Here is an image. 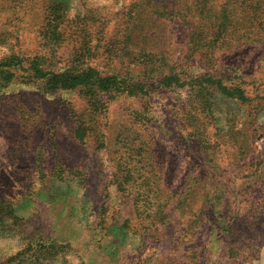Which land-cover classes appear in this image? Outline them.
I'll return each instance as SVG.
<instances>
[{
    "label": "rangeland",
    "instance_id": "1",
    "mask_svg": "<svg viewBox=\"0 0 264 264\" xmlns=\"http://www.w3.org/2000/svg\"><path fill=\"white\" fill-rule=\"evenodd\" d=\"M0 264H264V0H0Z\"/></svg>",
    "mask_w": 264,
    "mask_h": 264
},
{
    "label": "trees",
    "instance_id": "2",
    "mask_svg": "<svg viewBox=\"0 0 264 264\" xmlns=\"http://www.w3.org/2000/svg\"><path fill=\"white\" fill-rule=\"evenodd\" d=\"M64 14L63 11L60 16L64 17ZM31 73L34 77L41 78L49 90H74L78 87L95 86L99 91L144 92L142 85L127 83L126 80L120 79L116 74L102 75L96 68L91 66L83 69L69 67L58 71H44L37 61L33 63ZM175 79L173 76L163 79L164 85L169 86L172 80ZM176 81L178 80L176 79ZM219 88L229 96L236 94L235 96L242 97V91L230 90L222 86Z\"/></svg>",
    "mask_w": 264,
    "mask_h": 264
}]
</instances>
